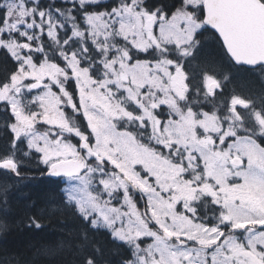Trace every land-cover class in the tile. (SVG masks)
Instances as JSON below:
<instances>
[{"label": "snow or ice", "instance_id": "1", "mask_svg": "<svg viewBox=\"0 0 264 264\" xmlns=\"http://www.w3.org/2000/svg\"><path fill=\"white\" fill-rule=\"evenodd\" d=\"M33 170L58 202L25 227L70 214L72 264H110L99 232L118 264H264V0H0L5 217Z\"/></svg>", "mask_w": 264, "mask_h": 264}, {"label": "trees", "instance_id": "2", "mask_svg": "<svg viewBox=\"0 0 264 264\" xmlns=\"http://www.w3.org/2000/svg\"><path fill=\"white\" fill-rule=\"evenodd\" d=\"M206 56L210 61H216L219 53L210 46ZM232 72L233 82L238 92L243 94L253 92L257 95L260 93L261 86L258 76L249 77L243 73H237L235 69H232ZM30 174L35 175L36 179L20 182L8 192L12 211L7 217L0 213V223L8 225L6 231H0V257L15 255L20 259L21 264H72L73 252L67 245L62 250H58L55 255L49 252V249L60 240L70 241L71 237L67 233L80 227L70 214L46 210L41 217L44 225L41 229L25 227L27 216L36 211L35 207H29L33 202L37 207L46 209L50 207V202H58L55 199L58 196L57 184L53 182L55 179L40 178L39 172L34 170ZM94 235L104 247L105 259L110 261V264H118L120 257L115 252V246L108 243L103 232Z\"/></svg>", "mask_w": 264, "mask_h": 264}, {"label": "water", "instance_id": "3", "mask_svg": "<svg viewBox=\"0 0 264 264\" xmlns=\"http://www.w3.org/2000/svg\"><path fill=\"white\" fill-rule=\"evenodd\" d=\"M53 179H56V178H53Z\"/></svg>", "mask_w": 264, "mask_h": 264}, {"label": "bare ground", "instance_id": "4", "mask_svg": "<svg viewBox=\"0 0 264 264\" xmlns=\"http://www.w3.org/2000/svg\"><path fill=\"white\" fill-rule=\"evenodd\" d=\"M33 173V172H32Z\"/></svg>", "mask_w": 264, "mask_h": 264}]
</instances>
